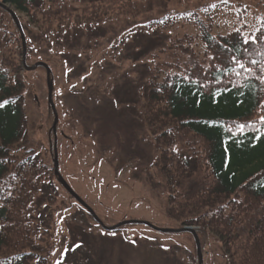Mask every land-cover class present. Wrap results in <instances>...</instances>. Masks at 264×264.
<instances>
[{
  "label": "rangeland",
  "instance_id": "374dc122",
  "mask_svg": "<svg viewBox=\"0 0 264 264\" xmlns=\"http://www.w3.org/2000/svg\"><path fill=\"white\" fill-rule=\"evenodd\" d=\"M138 10L71 30L67 42L41 40L25 17L14 12L25 38L26 64L44 62L51 70L63 179L105 226L142 220L176 229L181 225L166 216L158 155L141 118V91L152 62L167 60L184 35L195 37L192 48L203 54L192 23L195 17L208 20L215 35L237 29L254 35L264 25V0H141ZM19 37L11 17L0 12V53L18 54ZM70 43L76 48L68 49ZM21 78L29 145L53 170V114L45 71L21 68ZM39 201L37 219L44 218V206L49 207L51 236L40 243L48 245V264H197L190 233H161L144 225L105 231L54 178ZM201 255L202 264H229L213 236Z\"/></svg>",
  "mask_w": 264,
  "mask_h": 264
},
{
  "label": "trees",
  "instance_id": "16d2710c",
  "mask_svg": "<svg viewBox=\"0 0 264 264\" xmlns=\"http://www.w3.org/2000/svg\"><path fill=\"white\" fill-rule=\"evenodd\" d=\"M140 1L0 0L46 42H67L71 30L137 14ZM192 23L203 54L192 48L195 37L182 36L167 60L152 62L141 91L166 216L180 228L193 227L202 250L210 236L216 238L229 264H264V25L246 36L239 29L215 35L204 18ZM244 37L259 39L245 45ZM21 51L18 41V54L0 53V103L7 102L0 108V264H48V245L40 243L51 236L46 212L54 198L46 201L44 218L35 213L44 187L57 178L29 145Z\"/></svg>",
  "mask_w": 264,
  "mask_h": 264
},
{
  "label": "water",
  "instance_id": "95a60500",
  "mask_svg": "<svg viewBox=\"0 0 264 264\" xmlns=\"http://www.w3.org/2000/svg\"><path fill=\"white\" fill-rule=\"evenodd\" d=\"M0 8L3 9L4 11H6L10 15L16 29L19 32V36H20V40H21V47H22L21 65H22L23 69L26 71H33L36 68L41 67L45 70V78H46V84H47V101L49 104V108L51 109L52 114H53V122L51 125V133L53 135V144H52V147H53V173H54L55 177L57 178V182L59 183V185H61V187L77 202V204H79L82 208H84L89 213V215L92 217V219L105 231H113V230L120 228L122 226H125V225H144V226H146L152 230H155V231L161 232V233H169V234L190 233L193 237L195 247H196L197 264H202L200 241H199V238H198L195 230L192 227H181V228H176V229L160 228V227H156V226L152 225L151 223H149L147 221H142V220H123V221L118 222L115 225L105 226L102 223V221L97 217V215L94 213V211L71 189V187L63 179V177L61 176V174L59 173V170H58L57 136H56V125H57L58 117H57L56 109H55L53 99H52L53 80L51 78V70L48 67V65L44 62H36V63L32 64L31 66H28L26 64V62H25V58H26L25 38H24V34L22 31L21 25L19 23V20L16 16L15 12L13 11V9H11L9 7V5H7L3 2H0Z\"/></svg>",
  "mask_w": 264,
  "mask_h": 264
},
{
  "label": "snow or ice",
  "instance_id": "6c2138e0",
  "mask_svg": "<svg viewBox=\"0 0 264 264\" xmlns=\"http://www.w3.org/2000/svg\"><path fill=\"white\" fill-rule=\"evenodd\" d=\"M221 2H223V3H228V0H221ZM211 7H216V5L213 4V5H211ZM237 33H239V30H238V29H237ZM261 35L264 36V33H262ZM257 39H259V37H254V38H252L251 41H250L249 38L244 37L242 42H243V44H245V45H247V44H249V43L254 44V43L256 42ZM234 47H235V45H234ZM231 62H234V63L238 64V66H239L241 69H244L245 71H250V70L247 69V68L245 67V65H244L239 59H237L236 57H231ZM250 63L255 64L256 61L252 60V61H250ZM233 71H235V70L233 69ZM239 74H240L239 72H236V75H239ZM5 103H7V102L0 103V108L4 107V104H5ZM261 121L264 122V117H261ZM243 127H244L243 125L240 126L241 131L243 130ZM78 246H79V245H77V247H78ZM61 264H62V262H61Z\"/></svg>",
  "mask_w": 264,
  "mask_h": 264
}]
</instances>
